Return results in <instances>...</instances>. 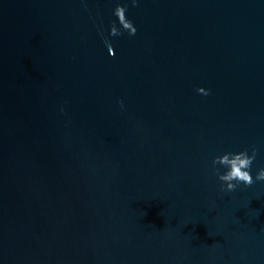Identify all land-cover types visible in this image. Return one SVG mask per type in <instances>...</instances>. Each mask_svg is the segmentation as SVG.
I'll return each mask as SVG.
<instances>
[{"label": "water", "instance_id": "water-1", "mask_svg": "<svg viewBox=\"0 0 264 264\" xmlns=\"http://www.w3.org/2000/svg\"><path fill=\"white\" fill-rule=\"evenodd\" d=\"M253 149L264 0H0V264H264Z\"/></svg>", "mask_w": 264, "mask_h": 264}, {"label": "clouds", "instance_id": "clouds-1", "mask_svg": "<svg viewBox=\"0 0 264 264\" xmlns=\"http://www.w3.org/2000/svg\"><path fill=\"white\" fill-rule=\"evenodd\" d=\"M116 16H119V20L123 18L124 24L122 28L128 32L129 35H135L136 28L130 21L125 22V7L117 6L115 9ZM112 36L120 35L119 31L111 29ZM105 45L108 48L110 55H114L112 46L105 40ZM200 94V91L197 92ZM203 95H209L208 91L203 92ZM121 108L123 104L121 103ZM63 111V108H61ZM256 157V150H252V154L249 155L247 151L238 153H225L222 156L216 158L215 162H220L225 168L223 174L217 175L220 181V189L223 192H232L238 185L243 184L245 186H251L254 182H264V168L258 170L253 178L251 174V165Z\"/></svg>", "mask_w": 264, "mask_h": 264}]
</instances>
